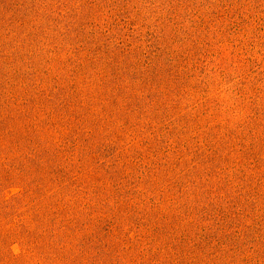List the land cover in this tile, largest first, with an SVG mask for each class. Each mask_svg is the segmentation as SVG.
<instances>
[{"label":"rangeland","instance_id":"1","mask_svg":"<svg viewBox=\"0 0 264 264\" xmlns=\"http://www.w3.org/2000/svg\"><path fill=\"white\" fill-rule=\"evenodd\" d=\"M0 264H264V0H0Z\"/></svg>","mask_w":264,"mask_h":264}]
</instances>
